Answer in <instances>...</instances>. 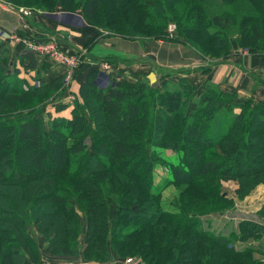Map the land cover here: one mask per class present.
<instances>
[{
  "label": "trees",
  "instance_id": "trees-1",
  "mask_svg": "<svg viewBox=\"0 0 264 264\" xmlns=\"http://www.w3.org/2000/svg\"><path fill=\"white\" fill-rule=\"evenodd\" d=\"M1 1L17 9L13 2ZM24 2L54 4L48 13L57 5L69 12L80 10L92 25H96L93 19L104 17L98 19L102 28L122 32L128 26L133 33L123 36L146 42L163 38L166 21L174 22L176 38L199 52L189 39L201 32L178 23L191 10L195 15L188 13L187 22L196 20L213 53L226 56L232 48L242 47L264 54V0H218L220 9L207 8L210 19L202 0ZM111 3L113 8L104 12L103 5ZM251 4L255 14L250 13ZM136 9L140 14L134 13ZM129 13L136 18L126 16ZM140 27L144 30L138 32ZM228 28L237 31L238 38L227 33ZM145 29L152 31L151 38L145 37ZM19 63L27 70L38 66L30 52H23ZM18 73L17 69L8 71L0 61V115H7L0 120V213H10L13 220L0 219V264H39L44 251L54 259L98 263L116 253L147 258L150 264H264L252 248L237 251L234 247V242H246L264 231L258 221L239 223L237 232L230 233L232 241L229 236L210 233L201 223L204 215H222L234 206L235 199L227 198L223 183L238 184L234 191L238 200L264 185V102L247 110L246 104L221 99L222 93L209 86L191 111L193 90L184 79L150 84L142 77L101 88L95 83L96 71H90L79 84L70 118H53L45 132L42 119L36 118L40 111L27 109L26 101L35 98L33 106L46 104L49 99L40 103V93H62L64 76L27 86ZM101 107L102 122L94 116ZM237 107L240 111L234 113ZM40 141L44 152L52 156L33 158L21 153L16 158L17 149H35ZM103 142L110 148L103 149ZM156 148L179 152L181 163L166 166L155 155ZM235 154L239 162L250 166L239 170L241 176L236 174ZM156 163L165 165L170 182L185 186L171 202V211L164 208L161 193L152 187ZM192 192L206 199H197ZM136 211L140 216H133ZM4 235L11 240H4ZM81 236L85 238L80 243ZM39 237L45 245L39 244Z\"/></svg>",
  "mask_w": 264,
  "mask_h": 264
},
{
  "label": "crops",
  "instance_id": "crops-1",
  "mask_svg": "<svg viewBox=\"0 0 264 264\" xmlns=\"http://www.w3.org/2000/svg\"><path fill=\"white\" fill-rule=\"evenodd\" d=\"M15 14L20 17L22 16L0 0V29L1 33L2 29L7 31L5 36L9 38L12 34L16 33V29H20V20H18ZM33 19H29L35 25L33 33H29L32 36L30 38L34 37L35 40L41 39L48 34L49 40L54 39L60 49L70 51L82 61L74 73L75 78L68 92L46 105L47 107L43 110L46 120L53 119V117L70 118L73 106L67 100L68 93H74L75 96H78L79 84L90 71H96V85L101 88H106L109 85L118 87L125 82H136L142 77H146L150 84H156L159 76H162L163 80H168L172 83H177L179 80L184 79L192 85L194 92L192 98L193 104H196L197 97L209 86L215 87L223 95L226 94V98H230L236 105L249 104L251 106L254 103L264 102V54L253 53L244 48L245 50H239L233 56L218 60L221 61L219 63L214 60L208 62L203 59H197L199 55L197 56L194 52L196 56L194 54H181V56H178L179 58L172 60L171 63L167 61V58H164L163 60H166V62L163 63L153 52L155 50L152 48L147 49V44L154 43L142 40L129 42L126 39H119L113 36L99 38L93 27L85 25L82 22V16L80 18L76 14L68 13L67 17L64 18L67 21L64 19L62 21L56 20L46 15H37ZM78 19L81 20L78 24L72 22V20L78 21ZM21 31L20 29V33ZM158 43L168 49L171 46V43L167 41L162 43L158 40ZM22 50L23 48L15 50V53L19 54ZM108 57L109 60L110 57H113V61L110 62L109 69H105L103 68V64ZM192 59L194 60L191 61ZM42 60L44 62H40L39 65L40 79L42 81L47 82L63 74L64 69L52 59L47 58ZM156 70L163 71L164 76ZM57 106H61V108L58 110ZM239 110L240 108H235L234 113H239ZM257 190L262 193V198L257 196V201L263 200L264 185H259ZM253 203L252 200L246 199V202L242 201L240 205L237 204L235 206L236 211H239L235 212L240 214L245 213L246 215L250 213L252 215V212L245 211L243 207L246 206L243 204H248L247 208H251L255 212L257 209L253 207ZM243 218L239 221L251 219ZM252 220L262 222L260 218ZM44 258H47L46 260H49L53 264H99L96 262H85L79 258L54 259L46 251L41 253L40 261L44 260ZM111 260H113L111 264H123L117 257H113ZM262 260H264V256Z\"/></svg>",
  "mask_w": 264,
  "mask_h": 264
},
{
  "label": "rangeland",
  "instance_id": "rangeland-1",
  "mask_svg": "<svg viewBox=\"0 0 264 264\" xmlns=\"http://www.w3.org/2000/svg\"><path fill=\"white\" fill-rule=\"evenodd\" d=\"M9 1L13 2L17 6L16 8L18 10L15 9L14 7L10 6V8L14 12H17L19 14H20V12H22L25 15H24V17H22V16L20 17V16L15 14L17 16L18 20H20L19 21V26H20V29L22 30L21 33H20V29L19 30L16 29V33L12 34V36H10V38H9V37L5 36V33H7V31L2 29V33H1V29H0V49H1L0 50V61L2 60V63H4V68L6 67L8 69V71H9V69H10V71L17 69L18 72H19L17 77H19L21 80L25 79L26 80L25 83H26L27 86H29V85L30 86H38L39 80H41L40 79L41 78V76H40L41 73H40V68H39L40 67L39 66L40 62H44L42 59L45 60V59L49 58L47 55L43 54V52L40 51V47L42 45H45L47 42L54 41V43H55L56 41L54 39L49 40L48 34L43 36L41 39H36L35 40L34 37L30 38L32 36H30L29 33H33L32 31L34 30L33 28H35V25L31 22L32 20H29V19H33L37 15H41V16L42 15H46V16L52 17L53 19L62 21L65 17H67L68 13H73V15L76 14L77 17L81 18V11L78 10V11H75V12H69V11H67L65 9L63 10L62 8H60L59 5H57V7L54 10H52L50 13H48V12H45V11H47V9L52 8L54 4H48V3H39L38 4L37 2H35V3H29V2L26 3V2H24L25 0H9ZM165 1H166V4H167L170 0H165ZM201 4H202L203 8L205 7V12L206 13H208L207 12L208 11V9H207L208 6H212V8H215V9H220L222 7V3L218 2V0H206V1L202 0ZM39 5L42 6L46 10H43V9L41 10V7L39 9ZM113 6L114 5L112 3L111 4H107V6L103 5L102 9L105 12V10L107 8H113ZM116 6H117V4L115 5V7ZM254 10L255 9H253V5L251 4L250 13L255 14ZM130 12H132V9H130ZM139 12H141V11L139 9H136L134 13L136 14V13H139ZM134 13H129L126 16H129L132 19L136 18L135 16H133V15H135ZM188 13H190L191 17H193L195 15L194 11L189 10L187 13H184L186 15L185 18L184 17H179L178 23L181 22V24H186L189 28L198 29V31L201 32V33H199L200 35L194 34L192 37L190 36L191 38L189 40H190V43H192L191 45H193L195 47H198L203 52V54H201V55L199 54V53H201L199 49H198L199 50V52H198L195 48H192L187 43H184V42H181L180 40H178L176 38L177 27H176L175 23L174 22H168L167 23V21H166L167 25L165 24L166 27L164 26L165 32H164L163 38H159V39H153L152 38L151 40H147V42H149V43H151V42L154 43V44H147V49L152 48L153 50H155L153 52L157 55V57L160 58V60L163 63L166 62V60H163L164 58L165 59L167 58V61L169 63H171L172 60H176L177 58H179L178 56H181V54H183V55H189V54L193 55L194 52H195V54L197 56L199 55V57L197 59H200V60L203 59V60H206L208 62L210 60L211 61H213V60L214 61H218V60H223L224 58H227L229 56H233V55L237 54V52L239 50L242 51L244 49L242 47H237L236 49L232 48L230 54H227L226 56H218L219 53H215V52L213 53L211 50H209V45H208V43L206 41V36H205L204 32H202L198 28V26L196 25V23H195L196 20L190 18V20L187 22V18L190 16ZM250 13H247V14H250ZM208 14L210 15L208 19H210V17L212 18V15L210 13H208ZM103 18L104 17L93 19V20H95L96 25H98L99 27L94 25V24L93 25L90 24L91 22L89 23L84 18H82V22L85 23V25L87 24L90 27H93V29L97 32V35H98L99 38H108V36H113V37L119 38V39H124V40L126 39L129 42L141 41L138 38L134 39L135 37L134 38H126V36L122 35V33L126 34V35H131V33H133V30H131L130 27L127 28L128 26L127 27L124 26V30L122 29V32H112V31H109V29L102 28L103 26L102 27L100 26V24L102 22L99 21L98 19H103ZM64 20L67 21L66 19H64ZM72 22L78 24L79 22H81V20H79V19H78V21L77 20H72ZM171 24L174 25V30L173 31H170L168 29L169 27L171 29H173L171 27ZM141 29H143V27H140L138 29V32H141L142 31ZM229 29H231V28H228L226 30L227 33H229L234 39L238 38V32L237 31H232V30H229ZM145 31H146L145 32V34H146L145 37L151 38V36L153 35L152 31L149 30V29H145ZM30 39H32V40H30ZM158 40H160L162 43L165 42V41L170 42L171 43L170 48L168 49L166 47H163L164 45H161L159 43L157 44ZM30 41H32V42H30ZM142 41H144V40H142ZM56 44L58 46L57 42H56ZM20 48H23L22 52L19 53V54H16L15 50H18ZM23 52H30V53H32L35 56V58H36V60L38 62L37 69H35V70H30V69L27 70V69L24 68V66L21 65V63H19V57L23 54ZM195 54H194V56H196ZM112 58L113 57H110V60H109V57L106 58L103 65H106V66L109 67V64H111L110 62L113 61ZM5 60H6V62H5ZM193 60L194 59H192L191 61H193ZM78 61L79 62L77 63V65L80 66L82 61H81V59L78 60ZM218 62L220 63L221 61H218ZM57 64H59L64 69L63 70V74H62L64 76V78H63L62 85H61L63 92L61 93L59 91L60 93L58 92L55 95H53L54 94L53 92L51 94V91L40 93L39 96H43V100H39L40 103L49 99V101L46 104H43V105H40V106H38V105L37 106H33L32 105V103L35 101V98H28L27 101H26L27 102V106H28L27 109H30L32 111H35V110L38 109L37 112L40 111L39 114L36 116V118L38 117L39 119H42V126H43V129H44L45 132H47V130H48V122L53 120V119L46 120L43 110L47 107L46 106L47 104H49V103L53 102L54 100L58 99L59 96H62V94L67 93L68 89L72 87L73 80L75 78L74 73H75L76 70L74 72H72L71 78L67 80L66 74H65V67L63 65H61L60 63H57ZM18 68H20V69H18ZM157 72H159L161 75L164 76V73H162L163 71H157ZM162 80H163V77L159 76L158 82L162 81ZM191 87H192V85H191ZM78 94H79V92H78ZM85 94L88 97V100L92 99V94L90 93V91L88 89H87V92ZM68 95L69 96H68L67 100L73 106V110H74V102L77 101L76 100L77 96H75L74 93L71 94L70 92L68 93ZM71 97H73V99H71ZM226 97L227 96L223 95V93L220 96L221 99L226 98ZM39 99H41V98H39ZM231 102H232V100H231ZM252 105L249 106V104H246V106H249L247 108V110H250ZM189 108H190L191 111L195 110L194 104L192 103ZM100 110H102V107L100 109H96V112H95L94 116L97 117V119L100 122H102V120L104 119V117H102L103 110H102V112H100ZM6 116L7 115H5V114L0 115V120H4ZM46 118H47V116H46ZM213 122H215V119H213V121H212V127L214 125ZM212 131L213 130H211V132ZM5 135H6V137L9 136L8 133H6ZM259 143H261V141ZM36 146L37 147H34L35 149H28L27 148L26 151H19V149L16 148L17 149L16 158H20L21 153L23 155H25V157H33V158L34 157L40 158V156H47V155L48 156H52L53 155V153L52 154L51 153L48 154L49 151L48 152H46V151L44 152V150H43L44 148L42 147V142L41 141ZM86 146H89V144H86ZM102 146H103V149L110 148L108 146H105V142H103ZM89 147H91V146H89ZM38 152H40V153L38 154ZM154 152H155V155L157 157L162 159V161L166 164V166L168 164H170V163L180 164L181 161H182V157H181V154L179 152H174V151H171V150L168 151L166 149H158V148H156ZM236 156H237V158H236ZM234 157H235V159H238V160H236L237 163H238V167L236 168V170H237L236 174H237V176H239V175L241 176V174H240L241 171H239V170H243L244 171L243 168H245V170H248V168L250 169V166H245L244 163H243V160L241 162H239L240 159H239V155L238 154H235ZM248 160H249V162H251L250 157H249ZM98 161L99 160H96V162H98ZM232 161H234V159L231 158V162ZM158 163H161V162H159V160H158ZM158 163H156L155 166H154V170H153L154 176H153V181H152V187H153V189L155 191L157 190V191H159L161 193V201H163L164 208L166 210L171 211V209H174L173 205H171V202L173 203L175 200H177L180 192L184 189L185 186H183V185H181L179 183L174 184V183L170 182L171 176H170L169 172H167V170L165 169L166 168L165 165L158 164ZM253 165L254 164H252V166ZM94 166H95V164H94ZM29 171H30L31 174H36V172H34L32 169L29 170ZM26 172H27V170L22 172L23 173L22 175L24 177V179H23L24 181H26V179H27V177H25V173ZM36 176H37V174H36ZM37 177H39V176H37ZM248 177L249 176H247L246 178H248ZM246 181H248V180H245V183H246ZM248 183H249V181H248ZM258 186H256V188L254 190H252L248 195L244 196L242 198V200H238V199L235 198V194H234V191L237 189L238 184H236V182H234V181H227V183H223L222 189H223L224 192H226L227 198L229 197V198H232V199L234 198L235 199L234 206L231 209H228L222 215H214L212 217L210 215H204L201 218L202 227L204 229L210 231V233H212V234L213 233L214 234L218 233V234H221V235L226 234V236H229V238H231V241L233 240V238L230 236V233L233 232V231L237 232V230L239 228L238 224L242 223L244 221V220L243 221H239V220L241 218H243V217H244L243 219L251 218V219H246V220H249V221H252V222H257L258 221L257 219L260 218V220H262V222H259V224H262V226L264 227V199L263 200L261 199V200L257 201V196L261 197V195H262L261 191L257 190ZM192 193H193L194 196H196L197 199H199V198L206 199L205 197L201 196L200 194L198 195L196 192H192ZM246 199H248V200L250 199V200H252L254 202L253 203V205H254L253 207H255L257 209L255 211V212H257L256 213L257 215L255 214V212L251 208H247L248 204H243L244 206H246V207H243V208L247 212H252V215H250V213H247V215L245 213H242V214L236 213V212H239V211H236L235 206L237 204L240 205L242 203V201L246 202ZM219 204H220V202H219ZM217 207L218 206L209 207L208 211L209 212H213L214 210H216ZM48 212H51V211H48ZM48 212H46V213H48ZM114 212L115 211H112V214ZM133 216L134 217L135 216H140V213L136 211ZM235 216H236L237 219L235 218ZM1 218H5L7 220H11L12 219L10 213H8V212L7 213H0V219ZM82 219H84V218H82ZM132 219L134 220L135 218H132ZM252 219H256L257 221H254ZM11 221H13V220H11ZM82 224L83 225L85 224L84 221H83ZM32 233L36 234V231L34 233V230H32ZM263 234H264V231L262 230V233L257 234L255 237H253L251 239H248V241H246V242H234V247L237 249V251H243L244 249H247V248L250 247L257 254V256L255 258L262 260V257L264 256V237H263ZM1 235H2V233H1ZM4 236H5L4 240H6V241L7 240H11L10 235H4ZM36 237H38V234H36ZM83 238H85V237L84 236L80 237V239H79L80 243L83 241L82 240ZM39 244L42 246V245H45V242L42 241V239H41ZM113 257L114 258L115 257L119 258L123 262V264H125L126 259H128L130 257L134 260L133 264H148L149 263L147 258L142 259L141 257L135 256V255L120 257V256H117L116 253L115 254L112 253L109 256V258L107 259L108 261H106V262L102 261L101 263L105 264V263L108 262L109 264H111V263H113L112 262L113 260H111ZM46 259L47 258H44V260L39 261V262L40 263H44V262L52 263V262H50L49 260H46ZM96 263H98V262H96ZM101 263H99V264H101Z\"/></svg>",
  "mask_w": 264,
  "mask_h": 264
},
{
  "label": "built area",
  "instance_id": "built-area-1",
  "mask_svg": "<svg viewBox=\"0 0 264 264\" xmlns=\"http://www.w3.org/2000/svg\"><path fill=\"white\" fill-rule=\"evenodd\" d=\"M20 15L24 17V13L20 12ZM171 29L170 27L168 28L170 31L174 30V25L171 24ZM40 51L43 52V54L47 55L50 59H52L56 63H60L65 67V74L67 80L71 78L72 72L75 71V69L78 67L77 63L79 62V58L72 53H68L67 51H64L60 49V47L57 46L56 42L54 41L47 42L45 45H42L40 47ZM103 68L109 69L108 66L103 65ZM73 99V97H71ZM133 259L130 257L126 259L125 264H133ZM40 264H52V263H40Z\"/></svg>",
  "mask_w": 264,
  "mask_h": 264
}]
</instances>
